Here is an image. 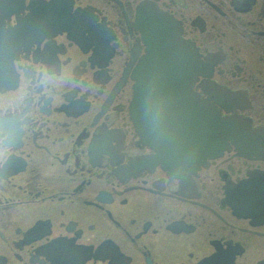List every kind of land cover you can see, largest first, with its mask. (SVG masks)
<instances>
[{
    "label": "flooded vegetation",
    "instance_id": "obj_1",
    "mask_svg": "<svg viewBox=\"0 0 264 264\" xmlns=\"http://www.w3.org/2000/svg\"><path fill=\"white\" fill-rule=\"evenodd\" d=\"M39 1L0 2V264H264V0H60L57 32ZM153 9L207 65L192 92L251 133L189 172L131 119Z\"/></svg>",
    "mask_w": 264,
    "mask_h": 264
},
{
    "label": "water",
    "instance_id": "obj_2",
    "mask_svg": "<svg viewBox=\"0 0 264 264\" xmlns=\"http://www.w3.org/2000/svg\"><path fill=\"white\" fill-rule=\"evenodd\" d=\"M6 1L14 0H0ZM36 6L38 23H49L55 32L74 21L64 1H39ZM163 16L158 14V21L147 33V55L138 69L132 119L139 135L158 152L156 159L166 168L195 170L207 157L214 156L212 148L218 142L215 139L218 132L235 127L219 126V116L210 110L207 100L201 97L191 100L196 75L205 72L203 63L192 44L181 38L170 17ZM9 69H13L12 54L8 47H0L3 77ZM192 104L193 109H183Z\"/></svg>",
    "mask_w": 264,
    "mask_h": 264
}]
</instances>
